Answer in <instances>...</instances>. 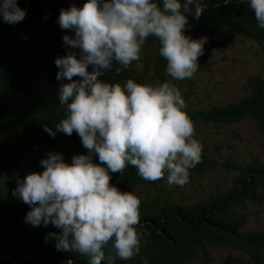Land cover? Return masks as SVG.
<instances>
[{
	"label": "trees",
	"instance_id": "obj_1",
	"mask_svg": "<svg viewBox=\"0 0 264 264\" xmlns=\"http://www.w3.org/2000/svg\"><path fill=\"white\" fill-rule=\"evenodd\" d=\"M2 2V0H0ZM87 0H16L26 11L25 18L16 24L4 22L0 16V264H89L90 258L77 253L57 251L50 233H60L53 225L32 226L25 222L31 210L28 204L12 195L17 181L32 172L44 171L40 161L47 153L62 154L71 164L74 155H87L81 138L56 131L57 123L65 117L59 104L57 80L58 57L80 49H70L63 37L74 38V30L62 29L58 23L61 9L75 5L83 7ZM183 2V0H181ZM205 5L197 20L188 15L184 34L193 39L207 37L204 54L199 57V70L210 71L209 53L222 51L238 39L251 40L264 47V29L258 27L249 0H201ZM162 7L163 0H159ZM195 11V9H194ZM159 41L149 37L141 51V59L122 70L113 68L98 79L123 85L128 79L140 84L157 85L170 81L166 74L167 61L159 54ZM91 65L88 71H92ZM80 77H73L79 80ZM189 79L172 81L180 90ZM251 92L237 103L224 107L184 111L194 126L215 123L234 124L251 119L264 136V76L249 79ZM44 125L56 132L51 136ZM93 162L100 164L98 155ZM211 160L189 170V176L202 174L213 166ZM102 167L106 165L101 164ZM237 172L231 184L215 196L187 204L173 200L160 189L164 179L146 181L129 166L124 176L111 173L110 184L122 192H132L140 200V223L137 230L147 231L142 237L140 253L129 261H110L111 245L107 246L101 264H200L211 261L212 248H230L264 264V230L244 231L247 204L264 201V162L240 166L228 162ZM162 192V193H161ZM47 238V239H46Z\"/></svg>",
	"mask_w": 264,
	"mask_h": 264
},
{
	"label": "clouds",
	"instance_id": "obj_2",
	"mask_svg": "<svg viewBox=\"0 0 264 264\" xmlns=\"http://www.w3.org/2000/svg\"><path fill=\"white\" fill-rule=\"evenodd\" d=\"M249 7L264 29V0H249ZM204 9L201 0H163L162 7L159 0H87L81 8L60 10V27L75 32L74 38L63 37L64 44L80 49V55L70 50L55 60L56 79L70 81L59 88L65 117L56 131L68 136L75 131L88 154L74 155L68 164L62 154L47 153L40 161L44 171L18 180L12 192L31 207L26 223L61 230L49 234L57 251L88 256L89 264H101L109 244L110 261H129L140 253L142 237L149 235L136 227L141 202L111 185L109 170L124 176L132 166L146 181L166 177L168 186L189 182V170L201 162L202 145L172 81L191 79L198 71L207 37L193 39L184 32L188 15L198 20ZM0 16L16 24L26 11L16 0H2ZM149 37L159 41L170 81L152 85L128 79L121 85L98 79L114 63L119 75L139 61ZM44 130L56 135L47 125Z\"/></svg>",
	"mask_w": 264,
	"mask_h": 264
},
{
	"label": "rangeland",
	"instance_id": "obj_3",
	"mask_svg": "<svg viewBox=\"0 0 264 264\" xmlns=\"http://www.w3.org/2000/svg\"><path fill=\"white\" fill-rule=\"evenodd\" d=\"M209 60L211 70L198 69L180 90L190 110L237 103L251 92L249 79L264 76V47L251 40L238 39L222 51H211ZM194 129V138L202 145L201 157L209 158L213 167L189 176L184 186H168L165 177L160 189L173 200L193 204L224 190L237 174L226 166L228 162L240 166L254 159L264 162V136L249 118L230 125L199 124ZM247 205L244 231L264 230V201ZM210 257L211 261L200 264H256L248 255L226 247L212 248Z\"/></svg>",
	"mask_w": 264,
	"mask_h": 264
}]
</instances>
